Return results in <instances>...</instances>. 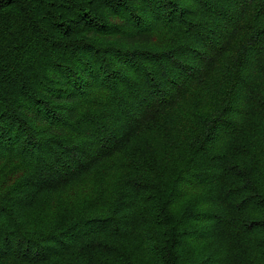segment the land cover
<instances>
[{"label": "trees", "instance_id": "trees-1", "mask_svg": "<svg viewBox=\"0 0 264 264\" xmlns=\"http://www.w3.org/2000/svg\"><path fill=\"white\" fill-rule=\"evenodd\" d=\"M0 264H264V0H0Z\"/></svg>", "mask_w": 264, "mask_h": 264}]
</instances>
